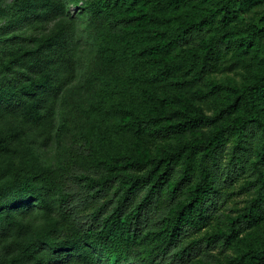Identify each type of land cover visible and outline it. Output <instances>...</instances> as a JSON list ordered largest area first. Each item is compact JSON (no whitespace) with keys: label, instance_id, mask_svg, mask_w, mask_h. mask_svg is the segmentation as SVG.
<instances>
[{"label":"trees","instance_id":"1","mask_svg":"<svg viewBox=\"0 0 264 264\" xmlns=\"http://www.w3.org/2000/svg\"><path fill=\"white\" fill-rule=\"evenodd\" d=\"M69 1L81 0H15L11 9L2 8L13 15L8 30L0 29V116L8 111L23 123L14 119L11 132L0 129V228L18 230L8 252H0V264H70L71 259L73 264H118L136 249L148 264H264V237L253 231L264 224V193L243 219L221 218L235 184L246 187L247 128L260 135L252 164L259 167L264 191V73L234 87L232 100L231 95L217 97L212 87L210 94L197 89L196 98L218 100L217 111L197 113L178 126L164 123L185 113L180 107L169 110L168 103L184 99L182 94L219 69L237 46L244 54L255 46V55L264 56V27L221 32L215 20L196 18L193 8L202 0H84L80 7L96 45L84 82L90 94L79 108L78 145L50 165L29 135L36 128L54 130L61 153L68 117L64 110L57 121L55 107L47 104L59 90L46 55L62 34L8 33L10 26L55 5L68 13ZM220 1L219 22L226 28L236 17L237 0ZM206 22L211 35L195 42ZM69 98L71 92L62 103L69 104ZM230 113L235 117L225 120ZM202 124L211 126L210 135L187 139L160 155L147 154L149 140L169 131L196 132ZM229 140L234 142L231 158L223 165L222 149ZM240 148L245 160L237 155ZM34 210L42 223L19 220ZM230 248L238 254L225 262Z\"/></svg>","mask_w":264,"mask_h":264},{"label":"rangeland","instance_id":"2","mask_svg":"<svg viewBox=\"0 0 264 264\" xmlns=\"http://www.w3.org/2000/svg\"><path fill=\"white\" fill-rule=\"evenodd\" d=\"M83 1L84 0H81L77 3L69 1L67 3L69 9L68 13L60 12L55 5L50 9L42 11V15L39 14L41 16L38 15L28 20L19 21L16 28L10 26V33H8L11 34L16 32L26 36H41L59 30L58 32L62 34L61 39L54 44L46 55L47 67L51 70L52 79L57 84L59 90L58 94H51L47 97V104L55 107L57 121L60 119L64 110L68 117L66 128L63 132L61 153H58L57 150L54 130L51 133L43 132L41 129L36 128L37 124H35V131H30L29 135V141L40 155L41 160L50 165H55L58 157L64 158L69 156L78 145L75 141V133L83 124V115L79 108L82 105H86L90 94L84 82H88V74L94 65L96 45L88 29L89 17L80 7ZM196 1L197 0H193V2ZM14 2L15 0H0V29L2 31L8 30V21L13 15L12 11L8 14V12H3L2 8L11 9L10 7L13 6ZM234 8L236 10V17H231V19L228 20L226 28L222 27L219 22L221 16L224 14V11L221 9L220 0H202L199 5L193 8V11L198 20L204 18L215 20V27L219 28L221 32L234 26L245 29L246 33L251 29L264 27V0H237L234 4ZM229 15L232 16L233 13H229ZM208 28L209 23L206 22L203 31L195 35V42H200L205 38H209L211 32L208 31ZM255 49L256 47L254 46L251 53L244 54V47L239 45L235 48V51L233 50L230 51L229 54L227 53V60L219 65V69L208 72L207 76L203 77L192 91L185 92L184 94L181 93L185 96L184 99L175 103H168L169 110L180 107L185 113L179 117L177 116L173 119L164 120L165 125L170 124L178 126L197 113L204 112V114L212 115L217 111V106L219 105L218 100L213 99L212 95L206 98H196L195 90L197 89H201L210 94L212 87V90L216 89L215 95L217 97L226 99L231 95L232 98H230L232 100L237 94V92L233 91L234 87H244L254 82V80L264 73V56L255 55ZM223 85L224 88L222 89L221 86ZM67 92H71V98H69V104H63L62 98ZM4 112L7 114V117L5 116L4 118L0 116V129L3 132H11L10 122L14 121V119L23 123L21 117H15V115L11 113L14 116L12 117V115L9 114L10 112ZM235 115L236 113L225 114V120L232 121ZM254 124L255 123L252 125ZM196 130V132L184 134L169 131L170 134L164 133L163 137L149 140L146 149L147 154L152 156L160 155L177 144L185 142L187 139L202 137L203 134L210 135L212 128L211 126L202 124ZM246 130L249 133H246V136H248L247 144L250 147L247 149L249 153L246 155V165L242 177L243 182H245L243 184L246 187L241 188L240 183L235 184L236 188L234 192L231 196H228V200L221 209V218L226 220L236 218V220L239 221L243 219L246 209L251 206L252 202L260 200V194L264 193L263 189L261 190L262 192L260 191L259 187L261 182L257 180L260 175L259 167L252 164V161L256 159V152L259 149L260 135L256 132V134H253L251 132L252 130L249 128ZM233 144L234 142L229 140L223 145L221 154V162L223 165L230 161ZM243 145L244 143L241 146ZM237 155L243 156L245 160L241 148L238 149ZM262 170L264 171V166ZM77 184V178L75 177L70 187L73 186L74 188ZM262 207L264 211V200L262 202ZM18 218L25 223H33L35 225H39L43 222L40 211L37 210L29 212L28 216L25 218L21 215H19ZM205 229L206 228H204V230ZM249 230L250 229H247L242 235L246 234ZM253 231H257L255 234L264 237V224L260 228H253ZM17 233L18 230L13 227L0 228V252L2 254L8 252L9 245L12 243ZM214 250L213 252H218L217 248ZM137 252L138 250L136 249L133 253H128L127 259H121L118 264H148L147 261L142 260L136 255ZM237 254L235 248H230L226 255H223V259L225 262H228L229 259ZM72 262H74L73 259H71L70 264H73ZM97 264H111V262L101 260Z\"/></svg>","mask_w":264,"mask_h":264}]
</instances>
